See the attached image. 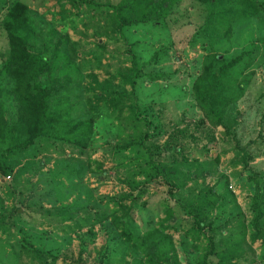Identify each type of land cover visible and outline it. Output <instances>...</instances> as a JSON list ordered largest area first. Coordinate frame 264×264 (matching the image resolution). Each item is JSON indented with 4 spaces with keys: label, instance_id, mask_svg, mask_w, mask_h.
<instances>
[{
    "label": "rangeland",
    "instance_id": "1",
    "mask_svg": "<svg viewBox=\"0 0 264 264\" xmlns=\"http://www.w3.org/2000/svg\"><path fill=\"white\" fill-rule=\"evenodd\" d=\"M23 1L60 34L61 41L57 40V43H62V53L75 50L77 54L71 61L74 64L64 72L66 88L56 94L57 98L69 95L70 100L58 102L55 106L67 108L68 116L73 120L82 118L84 114L96 115L90 139L85 147L80 148L81 153L72 144L50 146L46 153H39L38 146H32L26 153L12 158L14 169L9 178L0 176V214L9 212L15 205L20 206L18 212L22 213V221L18 228L22 226L24 231L42 236L38 245L46 251L59 249L55 262L49 261L50 264H71L74 261L77 264H98L99 260L105 264H134L139 258L146 264H166L145 255L133 241L136 236L140 238L154 232L171 236L180 264L198 260L207 246L204 238L196 241L187 233L192 219L170 197L167 186L148 183L152 170L146 153L141 149L133 152L121 150L119 145L126 139L127 109L124 107L120 112L95 100L98 91L95 81L111 80L109 90L123 95L130 91L128 86L119 85V76H112L130 66L128 55L132 48L142 61H148L156 50L162 49L166 53L159 63L144 68L145 72L158 73L163 77L155 81L142 79L132 96L142 109H148L149 118L160 125L159 131L163 135L157 143L162 144L168 135L188 123V134H193L196 140L191 136L185 139V144L198 162L209 168V162L214 159L211 154H218L216 166L210 168L211 174H206L204 183L200 179L194 190L197 193L200 188L204 190L209 186L221 195L212 215L214 242H220L227 234H234L240 215L244 223H249L253 186L247 177L251 173H264V21L261 17L247 24H238L228 38L213 41V49L209 47L207 37L196 36L206 10L194 0H184L174 6L162 25H139L124 30L123 35L105 31L99 16L95 17L84 4L79 7L73 5L79 0ZM99 37L105 49L96 44ZM67 38L71 43H66ZM203 43L207 46H202ZM252 44L258 49L252 54L251 66L242 74L248 80L245 95L232 111L237 121L233 130L240 143L247 145L254 156L247 166L250 171H245L240 165H234L232 145L220 141L221 127L210 131L197 127L195 130L193 125L200 119L201 111L195 104L191 84L207 53L213 50L220 53V57H231ZM7 47L6 34L0 28V55L6 52ZM210 136L214 137L216 147L206 153V142ZM22 166H27L26 170L16 177ZM188 186L194 187L190 182ZM125 194L136 196L137 202L133 209L134 218L126 231L115 229L110 218L94 226L88 223L75 227L73 218L81 220L84 218L82 213L65 220L56 215L59 209L70 204L75 208L89 204L94 207L91 213L98 211V214L107 215L118 209L115 199ZM182 197L191 198L187 189ZM120 202L128 204L130 200ZM168 208L172 213L170 220L166 219ZM4 237L0 235V247ZM15 240L10 238L6 251L0 250V264H37L24 255L15 260ZM246 241V257L233 264H264V238L250 243L247 237ZM211 260L215 264L217 257L213 256Z\"/></svg>",
    "mask_w": 264,
    "mask_h": 264
},
{
    "label": "trees",
    "instance_id": "2",
    "mask_svg": "<svg viewBox=\"0 0 264 264\" xmlns=\"http://www.w3.org/2000/svg\"><path fill=\"white\" fill-rule=\"evenodd\" d=\"M183 1L79 0L73 5L79 7L84 4L95 17L99 16L105 31L121 35L124 30L139 25L164 24L174 6L180 5ZM194 1L206 10L203 24L196 36L207 37L210 41L209 47L213 49V41L220 42L228 38L232 29L238 24H247L258 17L264 21V0ZM0 14V28L5 32L8 40L6 52L0 55V176L5 178L14 169L12 158L26 153L32 146L37 145L39 153H46L50 146L57 147L56 145L60 143L72 144L79 148L81 153L80 148L85 147L90 139L96 115L84 114L82 118L73 120L69 118L67 108L55 106L58 102L70 100L69 95L57 98L56 94L66 88L67 82L63 80L64 72H68V68H71L70 64H74L71 61L77 56L75 50L68 54L62 53V43H57L60 34L23 0H0ZM45 26L48 28L45 29ZM66 43H71L68 38ZM96 44L99 48L105 49L100 37ZM203 45L207 46L206 43ZM257 49L258 47L252 44L231 57H220V53L212 50L204 56L200 71L191 84L195 104L201 111L200 119L193 125L195 130L197 127H205L209 131L221 127L220 141L232 145L235 151L234 165H240L245 171H250L247 166L254 156L248 151L247 145L240 143L233 130L237 121L232 116V111L233 106L245 95L248 80L243 78L242 74L251 66L252 54ZM165 55L164 50H156L148 61H142L132 48L128 55L130 66L125 71L117 72L116 76H112L114 78L119 76V85L128 86L130 91L123 95L109 90L111 80H104L102 83L95 81L98 88L95 100L104 102V105L113 110L119 109L120 112L124 107L127 109L126 139L119 145L121 150L133 152L141 149L146 153L147 163L152 170L148 183L167 186L170 197L174 198L184 214L192 219V225L187 233H190L196 241L200 238L207 241L201 257L193 262L185 261V264H214L211 260L213 256L217 257L215 264H233L246 257L247 237L250 243L264 238V173H251L247 177L253 186L249 223H244L243 216L240 215L236 220L237 228H234V234H227L220 242L215 243L214 234L211 233L213 231L211 226L214 224L212 215L217 208L216 203L220 194L209 186L204 190L200 188L197 193L194 190L200 179L201 183H204L206 174H211L210 168L216 166L218 154L210 153L214 159L209 162V168L198 162L193 151H190L185 144V139L191 136L196 140L193 134H188V123H186L187 127L177 128V131L168 135L162 144H158L157 140L163 135L159 131L160 125L149 118L148 109H142L141 105L132 98L137 84L142 79L155 81L163 77L158 73L145 72L144 68L159 63ZM210 144L212 146L208 147ZM206 145V153L216 147L213 136H210ZM26 167L22 166L16 177L21 176ZM188 182L194 187L190 188ZM224 184L227 189L226 178ZM186 189L191 195L190 199L182 197ZM123 199H129L130 202L122 204L120 200ZM115 202L118 209L107 215L98 214V211L91 213L94 207L89 204L78 208L73 204L66 205L59 209L56 215L61 220H65L82 213L84 218H80L81 220L73 218L75 227L88 223L94 226L110 218L115 229L129 230L134 218L136 196L125 194L115 199ZM19 208L20 206L15 205L9 212L0 214V235H5L0 250L6 251L10 238H14L17 242L14 246L17 250L13 251L16 261L20 258L19 255H24L37 264L55 262L59 249L46 251V248L38 245L43 239L42 236L24 231L22 226L18 228L22 221ZM171 218L172 213L168 208L166 219ZM206 228H210V231H206ZM17 234L20 236L17 237ZM133 241L141 247L145 255L153 259L161 260L166 264H180L169 234L146 233L140 238L136 236ZM4 257L5 255L2 256ZM77 263L74 261L71 264ZM98 264L105 263L99 260ZM134 264L146 263L139 258Z\"/></svg>",
    "mask_w": 264,
    "mask_h": 264
},
{
    "label": "built area",
    "instance_id": "3",
    "mask_svg": "<svg viewBox=\"0 0 264 264\" xmlns=\"http://www.w3.org/2000/svg\"><path fill=\"white\" fill-rule=\"evenodd\" d=\"M8 178H9V176H8Z\"/></svg>",
    "mask_w": 264,
    "mask_h": 264
}]
</instances>
